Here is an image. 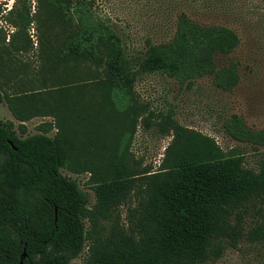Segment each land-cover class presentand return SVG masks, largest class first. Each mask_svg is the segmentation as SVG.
Here are the masks:
<instances>
[{"label":"trees","instance_id":"16d2710c","mask_svg":"<svg viewBox=\"0 0 264 264\" xmlns=\"http://www.w3.org/2000/svg\"><path fill=\"white\" fill-rule=\"evenodd\" d=\"M21 1V14L9 18L11 8L2 17L17 29L7 41H14L15 50L23 48L24 44L16 48L15 41L21 33L26 36L27 26L35 20L39 26L38 15H29V0ZM35 1L38 13L46 17L41 26L46 31L61 27L66 54L49 48L43 52L37 73L42 74L39 86L45 91L9 96L0 90V105L4 101L18 122L15 130L11 121L0 120V264H69L86 243L81 264H203L218 258L226 247L236 248L241 239L264 241L260 226L245 232L240 227L241 210L264 202V160L257 170L247 169L240 154L223 152L212 138L166 115L156 124L160 134L170 133L171 140L156 170L128 166V141L102 165L103 145L97 136L94 144L84 139L77 146L70 135L75 100L69 91L58 93L72 90L65 84L75 72L73 62L102 64L104 78L90 71L87 76L128 102L127 111L113 107L133 127L140 111L132 85L139 74L159 72L185 89L210 77L214 88L230 91L238 82L237 63L217 68L214 55L232 52L239 43L237 35L224 26L195 25L178 14L169 42L146 41L140 53L130 55L109 26L93 15L92 0ZM52 38L58 39L59 33ZM47 39L43 37L41 45ZM58 72L65 76H56ZM47 84L54 89H47ZM34 117H50L52 122L41 123L36 133L26 135L23 123ZM149 126L146 121L144 127ZM221 129L232 141L264 147V129L248 128L236 114L223 119ZM74 149L89 151L97 165L80 161ZM60 169L89 173L86 185L94 198L90 207L78 182ZM131 196L136 205L128 227L113 220L107 234L100 236V221L110 219Z\"/></svg>","mask_w":264,"mask_h":264},{"label":"rangeland","instance_id":"374dc122","mask_svg":"<svg viewBox=\"0 0 264 264\" xmlns=\"http://www.w3.org/2000/svg\"><path fill=\"white\" fill-rule=\"evenodd\" d=\"M92 1L93 15L109 26L120 38L125 52L130 55L140 53L146 41L151 44L169 42L178 14H184L198 26L229 28L237 35L239 43L227 55H214V61L217 68L231 61L236 62L238 82L230 91L224 92L212 86L210 77H202L195 80L189 89H185L159 72L139 74L132 89L135 105L140 113L132 127L129 118L126 117L125 120L123 117L121 120L120 114H116L113 107L116 105L119 110L127 111L128 102L112 88L106 90L98 87L97 81L87 76L86 72L90 71L95 77L104 78V66L93 61L73 62L77 74L71 73L65 84L70 85L72 90L64 89L58 93L69 91L75 100L69 133L77 146L84 139L94 144L97 136L98 142L103 145L100 151L103 157L100 160L102 165H105L110 161L111 153L117 154L118 149L128 141V153L125 158L128 166L137 170L148 168L154 171L158 168L163 151L171 140L170 133L160 134L156 123L160 116L169 115L182 127L212 138L223 152L235 151L240 154L245 168L257 170L260 162L264 160V147L232 141L223 133L221 122L229 115L236 114L248 128L255 131L264 129V0ZM21 2H17L13 8L15 0H0V90L9 96L24 95L31 89L45 91L43 86H39V75L42 74L37 73L39 65L44 61L43 52L47 53L46 49L49 48L52 51L59 49L61 56L66 54L67 41L65 36L60 34L61 27L54 26L46 31V27L41 26L40 21L46 17L38 13L35 0H29V15H38L39 26L36 20L27 26L25 34L29 41L22 33L18 36L15 47L24 44L22 49L15 50L14 41L7 42L9 37H12L11 33L17 29L2 17L13 8L9 18L15 19L22 12ZM57 32L59 38L54 40L52 36ZM2 36H5L4 40ZM43 37H49L43 44L45 47L40 43H43ZM57 75L65 76L60 72L56 73ZM46 87L54 89L50 84ZM6 105L4 101L0 105V120L11 121L16 130L18 122L12 118ZM146 121L150 123L149 128L144 127ZM44 122L51 123L52 119L34 117L24 122L26 135L36 133L35 128ZM54 132L55 130H52L49 135ZM72 152L80 161H90L97 165L89 151L79 152L74 149ZM60 172L78 182L88 198L90 207L94 198L86 185L89 173L75 175L67 169H60ZM135 205V198L131 196L114 211L110 219L100 221L98 234L105 236L113 220L127 228L128 217ZM240 217L243 232L256 226L264 229V202L256 201L253 205H247L241 210ZM86 255L87 243L69 264H81ZM203 264H264V241L249 243L241 239L236 248L226 247L218 258H211Z\"/></svg>","mask_w":264,"mask_h":264},{"label":"water","instance_id":"95a60500","mask_svg":"<svg viewBox=\"0 0 264 264\" xmlns=\"http://www.w3.org/2000/svg\"><path fill=\"white\" fill-rule=\"evenodd\" d=\"M23 256V255H22ZM21 264V263H20Z\"/></svg>","mask_w":264,"mask_h":264}]
</instances>
